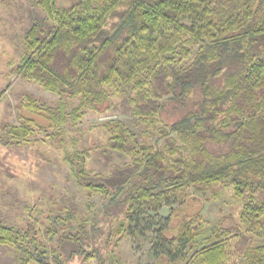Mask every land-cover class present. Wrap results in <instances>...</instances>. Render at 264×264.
<instances>
[{"label":"trees","instance_id":"obj_1","mask_svg":"<svg viewBox=\"0 0 264 264\" xmlns=\"http://www.w3.org/2000/svg\"><path fill=\"white\" fill-rule=\"evenodd\" d=\"M37 6L52 32L41 38L34 26L13 71L78 104L67 113L62 102L53 109L27 95L17 125L1 124L0 144L26 146L35 129L54 138L86 110L103 115L116 81L133 85L132 114L149 130L141 138L123 121L105 124L108 149L129 158L108 176L88 168V151L66 154L75 183L102 203L91 220L57 237L56 252L67 261L108 264L113 257L123 264L114 249L147 231L156 236L158 264H264V0ZM150 131L162 149L148 141ZM226 189L242 203L240 225L210 227L201 212L183 218L190 201L216 199ZM175 205L181 209L160 224V211ZM175 218L181 223L174 233ZM43 235L51 236L50 228L35 222L24 230L0 223V246L20 250L19 264H42L29 247L45 246Z\"/></svg>","mask_w":264,"mask_h":264},{"label":"rangeland","instance_id":"obj_2","mask_svg":"<svg viewBox=\"0 0 264 264\" xmlns=\"http://www.w3.org/2000/svg\"><path fill=\"white\" fill-rule=\"evenodd\" d=\"M34 26L41 38L49 36L53 29V23L37 6V0H0V126L2 123L17 125L19 106L29 94L53 109H58L62 102L67 113L78 104V100L58 97L14 73L25 53L27 33ZM108 92L111 108L103 115L86 110L77 124L69 123L54 138L49 136L52 131L48 135L35 129L26 146L0 144V223L20 230L34 222L38 228H50V238L42 236L45 246L29 247L42 264H97L95 260L84 262L83 258L67 261L55 250L57 237L91 220L102 203L100 196L91 198L75 183L71 168L64 160L66 154L88 151V168L108 176L115 166L128 163L129 158L108 149L109 134L105 124L112 120L123 121L141 138L149 131L132 114V84L116 81L108 87ZM150 134L148 141L162 149L163 141L157 132L150 131ZM205 199L190 201L182 209L179 205L165 207L157 221L164 224V220L180 208L185 209L183 218L201 212V218L210 227L222 220H226L229 227L240 225L242 203L234 197L232 189L222 191L216 199L213 196ZM180 223L179 218L173 220L174 233ZM155 239V234L147 231L134 235L117 246L114 255L123 264H158L152 253ZM22 257L23 253L16 248L0 246V264H19ZM108 261V264H117L113 257Z\"/></svg>","mask_w":264,"mask_h":264}]
</instances>
